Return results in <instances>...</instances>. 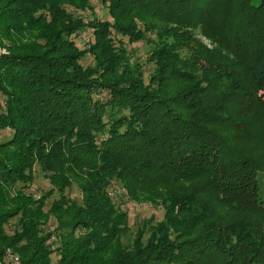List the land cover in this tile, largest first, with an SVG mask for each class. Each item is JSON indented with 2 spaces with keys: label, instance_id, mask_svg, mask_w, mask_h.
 Returning <instances> with one entry per match:
<instances>
[{
  "label": "trees",
  "instance_id": "1",
  "mask_svg": "<svg viewBox=\"0 0 264 264\" xmlns=\"http://www.w3.org/2000/svg\"><path fill=\"white\" fill-rule=\"evenodd\" d=\"M100 2L0 0V261L264 264V0Z\"/></svg>",
  "mask_w": 264,
  "mask_h": 264
},
{
  "label": "rangeland",
  "instance_id": "2",
  "mask_svg": "<svg viewBox=\"0 0 264 264\" xmlns=\"http://www.w3.org/2000/svg\"><path fill=\"white\" fill-rule=\"evenodd\" d=\"M254 3H257V0H254ZM91 6H94V11L93 14L90 10L84 11V12H80V11H74L71 8L67 7L66 9L72 13L75 17H83L84 20L88 21L91 18H98V19H103L104 15L106 14L105 10L102 9L103 6L101 5L100 0H91ZM84 33H86V35L88 37L91 36L92 31L90 29L85 30ZM83 36L82 34H78L77 36L75 35L74 38H72L76 44V46L79 49H83L85 47L84 43L82 41ZM199 40H201V42H203L204 45H206L208 48H210V42L208 40H206L204 37L202 36H198L197 37ZM126 39H123V43L126 45L128 53H130L133 56L134 60H139L141 62H145V60H147V55H148V51L149 48L148 46L144 43V42H139V43H135V44H127L126 43ZM92 63V57H86L85 60H83V64L84 66H89ZM151 66H149L150 68ZM148 68V73L151 72V70ZM148 73L146 72L145 77H147ZM100 98L102 99H107V96L105 93L101 94ZM252 123V127H255V131L258 130L259 131V126L258 123L253 119V121H249ZM5 133L1 132L0 136L1 137H8L9 134H6L4 136ZM36 180L32 186V190L33 193L35 194V196L38 198V196H40L42 193L48 191L51 186L49 185V183L45 180L42 179L41 175L36 174ZM257 183H258V194L259 197L263 203L264 206V173H259L257 176ZM75 188V187H74ZM111 195L113 196L114 199H116V201L118 202V198L121 196V193L119 192L118 194L116 193V191H111ZM71 196L72 197H76L79 196V193L76 189H72L71 190ZM54 197H52L49 201H48V205L50 206V203L52 202ZM127 211L128 214L130 216V222L133 223L134 220L136 221H141L142 219H146L149 218L151 215H154L155 218L157 220H160L162 218V211L161 210H157L154 209L153 207L147 205V204H134V203H129L127 206ZM47 230L52 231L54 229L53 225L51 223H49L46 226ZM54 241V240H53ZM58 257L57 255H53L52 256V263H55L57 261Z\"/></svg>",
  "mask_w": 264,
  "mask_h": 264
},
{
  "label": "built area",
  "instance_id": "3",
  "mask_svg": "<svg viewBox=\"0 0 264 264\" xmlns=\"http://www.w3.org/2000/svg\"><path fill=\"white\" fill-rule=\"evenodd\" d=\"M83 40H84V42L87 43L89 41V37L86 34H84ZM8 254H10V253H8ZM9 260L12 262L11 264H16L18 262L17 257H15L13 255L9 257ZM0 264H3V263L0 261Z\"/></svg>",
  "mask_w": 264,
  "mask_h": 264
}]
</instances>
